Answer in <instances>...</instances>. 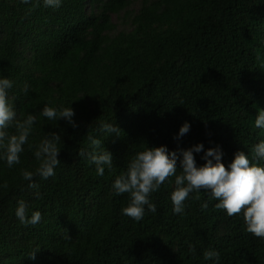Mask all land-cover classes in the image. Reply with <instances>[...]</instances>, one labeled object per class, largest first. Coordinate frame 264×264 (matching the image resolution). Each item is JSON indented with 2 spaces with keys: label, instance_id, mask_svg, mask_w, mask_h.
Wrapping results in <instances>:
<instances>
[{
  "label": "trees",
  "instance_id": "16d2710c",
  "mask_svg": "<svg viewBox=\"0 0 264 264\" xmlns=\"http://www.w3.org/2000/svg\"><path fill=\"white\" fill-rule=\"evenodd\" d=\"M0 75L15 82L18 117L37 116L30 143L61 135L55 176L34 177L38 196L20 175L36 166L32 149L11 168L0 161V264H213L202 255L209 248L219 264H264V239L205 191L175 214L167 178L151 194L157 211L135 221L121 212L127 194L112 189L141 144L220 145L227 166L264 139L254 127L264 108V0H63L56 10L0 0ZM46 102L71 103L78 126L40 116ZM97 119L121 129L103 140L113 154L103 177L78 155L89 132L102 135ZM185 121L190 130L177 139ZM20 199L41 212L40 223H19Z\"/></svg>",
  "mask_w": 264,
  "mask_h": 264
},
{
  "label": "clouds",
  "instance_id": "9594fccd",
  "mask_svg": "<svg viewBox=\"0 0 264 264\" xmlns=\"http://www.w3.org/2000/svg\"><path fill=\"white\" fill-rule=\"evenodd\" d=\"M28 4L30 0H20ZM45 8L59 9L63 0H37ZM14 81L8 75H0V161L7 167L21 163L20 154L25 151V145L33 150L36 166L34 169L21 168L20 175L27 182L28 189H34L39 195L40 185L34 177L48 179L55 176V169L60 164L59 146L61 135L58 132H48L37 143L29 142L37 122V116L31 112L18 117L12 97L9 95ZM22 91H28L25 84ZM72 103V101H71ZM64 104L53 105L46 102L39 115L48 121L57 122L63 118L73 128L77 127L74 120V109ZM97 128L86 137V143L79 149L78 155L93 165L95 174L105 175V170H113V154L108 150L103 140L115 133L120 135L121 129L113 120L97 119ZM190 122L185 121L180 127L176 138L183 137L190 130ZM254 127L264 130V108L258 109ZM203 153L198 164L194 153ZM223 151L220 145L205 149L203 142L188 148L169 150L167 145L149 146L141 144L139 149L126 162L125 168L115 176L112 189L116 195L127 194V204L122 206L123 215L135 221L143 219L145 212L155 213L157 205L151 194L157 192L167 178L174 177L170 200L172 212L184 215L189 200H201L200 193L205 191L209 198L218 201L214 204L228 216L239 214L243 220L245 231L254 237L264 239V139L253 144L248 152L240 149L235 151L234 158L227 166L222 159ZM179 160V167L177 161ZM179 169V172L177 171ZM6 184L0 187H6ZM201 208L208 207V201L201 202ZM15 216L19 223L25 226L36 225L41 221V212L31 210L28 203L17 201ZM188 251L195 253V246L189 243ZM37 251L31 257H35ZM205 260L219 264V252L215 249H205L202 253Z\"/></svg>",
  "mask_w": 264,
  "mask_h": 264
}]
</instances>
